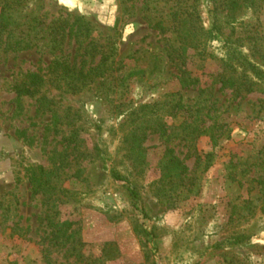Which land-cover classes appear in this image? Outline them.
<instances>
[{
    "label": "rangeland",
    "instance_id": "374dc122",
    "mask_svg": "<svg viewBox=\"0 0 264 264\" xmlns=\"http://www.w3.org/2000/svg\"><path fill=\"white\" fill-rule=\"evenodd\" d=\"M18 1L0 46V264H264V79L218 78L224 40L264 71V7ZM188 32L212 58L182 48ZM57 56L93 70L84 86L55 81Z\"/></svg>",
    "mask_w": 264,
    "mask_h": 264
},
{
    "label": "trees",
    "instance_id": "16d2710c",
    "mask_svg": "<svg viewBox=\"0 0 264 264\" xmlns=\"http://www.w3.org/2000/svg\"><path fill=\"white\" fill-rule=\"evenodd\" d=\"M17 0H0V46L3 35L8 31L9 26L16 25V20H14L12 23L10 22L13 20V14L10 13L12 9H14V6H18L20 1L16 2ZM150 1L153 0H144L145 4L147 5ZM225 5L231 11L232 13H236L239 11H251L253 14H259L262 8L264 7V0H224ZM57 24V23H56ZM82 26V25H81ZM12 31L8 34V38L11 37ZM176 33H178L176 31ZM180 43L182 48H192L195 51V56L199 60H204L206 57L212 58V54L207 53L205 50L204 43H206V39L201 40L197 37H195L194 33L188 32V34L181 35L180 34ZM208 40V39H207ZM18 43H16L17 45ZM203 46V47H202ZM28 49L26 47L22 48L21 50ZM184 50V49H183ZM221 53L222 56L220 58L221 66L223 67V71L221 74H219L218 78L221 81L222 88L225 84L234 85L235 84V78L236 82L237 79L239 80L238 76L241 77V80L245 82L243 85L250 86L252 85V79H258L262 80L264 79V71H262L254 62H252L246 54H244L238 45H236V42H231L228 40H224V43L221 47ZM178 57V56H177ZM110 57L106 56L100 60V64L98 67L94 70L96 74L98 75H104L109 69L110 65H108ZM51 69L55 77V81L58 82H64L67 80V85H72V89H74L76 86H84L85 82L89 80L90 73L93 72V70L84 71L83 68H77L74 65H71V63L67 62L64 58L61 56H57L53 63L51 64ZM252 76V78L249 77V75ZM41 82H43V79L39 77L37 74H32L30 76V82L29 85L26 86L28 88L21 87L19 90L20 92L24 91L25 93H29L30 86H37ZM180 85L182 89H186L189 87H194L199 85V80L195 78H189L186 75V72H181V78H180ZM241 86V84H239ZM242 85V86H243ZM237 85H235L236 87ZM238 87V86H237ZM177 105V104H176ZM203 130H200L199 135H206L209 136L210 139L215 143L217 139L223 138L228 139V136L226 135V130L222 132L220 135L216 136L215 134H212L211 126L207 128H202ZM198 131V130H197ZM70 142H73L74 139L70 138ZM141 138L137 137L136 135H132L129 139V150L130 152L138 153L140 147H141ZM171 152V151H169ZM38 172L40 175L43 172L42 167H37ZM32 178L29 180V184L32 189L35 190L39 185H41L42 182H40L35 176V174H32ZM113 178L116 181H126L124 178L120 177L119 175L112 173ZM46 184V181L44 182V185ZM256 186L260 188L261 191L264 192V181H256L254 183ZM133 198L137 200V194L135 191L130 190Z\"/></svg>",
    "mask_w": 264,
    "mask_h": 264
}]
</instances>
